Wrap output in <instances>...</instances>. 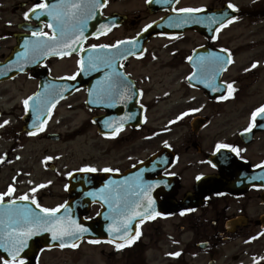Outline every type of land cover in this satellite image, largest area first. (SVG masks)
I'll return each mask as SVG.
<instances>
[{"label":"rangeland","instance_id":"374dc122","mask_svg":"<svg viewBox=\"0 0 264 264\" xmlns=\"http://www.w3.org/2000/svg\"><path fill=\"white\" fill-rule=\"evenodd\" d=\"M225 0H181L177 5L219 6ZM247 14L231 25L223 36L236 49V64L229 71L230 76L240 75V69L250 61L257 60L261 64L245 79L257 78V101L264 100V0H231ZM146 0H109L103 14L118 12L126 14V22L119 28L102 37L91 40V43L111 42L119 37L133 35L145 24L152 21L157 12H148L144 3ZM33 0H0V60L10 52L15 44L14 33L20 31L18 24L24 20V13ZM43 31L46 32L43 27ZM187 39L186 41H183ZM200 42L198 36L188 34L182 40L156 39L148 44V52L144 61H132L131 70L139 74L148 100V120L133 139L130 137L121 142L106 141L91 125L90 118L95 112H89L84 107V93L77 91L63 99L53 110L48 124L41 132L28 136L23 129L24 98L36 88V79L29 73L16 76L0 82V116H5L8 124L0 127V135L5 138L0 143V192L7 191L9 185L15 188L12 197L28 193L35 195L44 206H54L66 198L62 186L66 173L76 169L81 164H91L97 167L126 166L132 155H145L149 150L157 148V142L143 141L141 138L150 136L158 128L169 126L167 122L188 101V89L179 78L184 74V65H179V57L169 55L173 51L179 56L185 53V48ZM187 47V48H188ZM182 53V54H180ZM52 75L72 74L77 69V55L53 58L46 62ZM138 76V75H137ZM167 90V91H166ZM170 91V92H169ZM10 97V100L7 99ZM6 100V101H5ZM5 101V102H4ZM4 102V103H3ZM254 104V105H255ZM173 106H176L175 108ZM86 109V111H85ZM5 113H9L5 115ZM167 122V123H166ZM186 125H172L171 132L179 136L185 131ZM80 131V134L78 133ZM57 133L55 137L51 134ZM149 143L145 145V143ZM133 144V146H132ZM46 157H52L46 160ZM52 163L55 170L48 168ZM50 182V183H49ZM37 185L33 194L30 189ZM90 213L89 215H91ZM256 239V238H255ZM159 248L145 250L139 248L119 251L113 254L109 245L83 242L74 249L43 251L38 264H174L168 258L171 249L167 240L162 238ZM143 248V246H142ZM243 248V247H242ZM264 235H257V259L262 260L264 254ZM255 243L245 247L244 264H249L256 256L253 255ZM142 251V253H140ZM201 256L197 261L202 260ZM223 264V261H219ZM232 263V262H230ZM195 264H204L195 262Z\"/></svg>","mask_w":264,"mask_h":264},{"label":"flooded vegetation","instance_id":"af4514ba","mask_svg":"<svg viewBox=\"0 0 264 264\" xmlns=\"http://www.w3.org/2000/svg\"><path fill=\"white\" fill-rule=\"evenodd\" d=\"M199 39L200 42L192 47L193 50L212 44L202 36ZM225 44L221 39L216 42L219 47H227V42ZM184 54L186 58L181 55L178 59L179 65L185 67L184 77L196 73L195 71H202L196 63L194 70L188 62L189 53ZM144 56L145 54L130 57L121 62L123 73L128 74L127 79H131L139 90L138 103L143 111L142 122L136 127L127 124L120 128L118 134L110 135L114 141L121 142L128 137L133 139L148 120L149 107L144 90L138 84L139 74L136 75L131 70L132 61L142 62ZM250 64L249 62L239 70L242 76L228 75L230 66L219 75L218 84H233L235 91L230 96L226 84L224 91L221 89L211 95L208 90L186 82L189 98L186 104L179 106L184 108L167 121L169 126L158 128L156 133L141 138L143 141L152 138L157 142V148L142 156L132 155L134 157L126 166L115 167L119 171L114 172L120 173L158 155L156 163L139 167V171L143 181H162L153 184L150 196L155 202V211L164 215L157 216L155 212L149 211L152 218L144 217L143 222L137 224L140 235L131 244L125 243V250L137 246L144 249V252L159 248V242L165 238L171 246L169 253L180 252L179 256L172 255L174 264H221L219 261H223V264H244L245 247L255 243L253 255L256 257L249 264H264V259L257 262V235H264V187H260L264 184V166L256 167L264 162V127L260 126L264 125V118H258L257 125L250 132L243 131L248 127L252 111L259 107L255 104L257 78L245 79L254 72V69L245 71ZM33 72H30L31 76ZM202 73L205 74L203 71ZM220 96L228 98L218 99ZM263 103L264 100L258 102ZM190 109L198 111L192 112ZM184 112L188 114L177 120L176 117ZM98 114L104 113L98 111ZM172 125L187 127L176 136L175 133H170ZM96 132L100 137L109 135L104 133V129L101 133L98 127ZM164 141L168 142L167 145ZM217 143L237 147L240 155L237 156L231 149L217 152ZM198 175L201 176L200 180L196 179ZM132 185L133 181H129L127 187ZM137 191V188H131L127 193L136 197ZM186 209L193 211H185ZM100 210L101 207L95 205L89 212L96 215ZM253 237L256 239H252ZM112 247L116 249L114 244ZM201 256L203 259L197 261Z\"/></svg>","mask_w":264,"mask_h":264},{"label":"snow or ice","instance_id":"6c2138e0","mask_svg":"<svg viewBox=\"0 0 264 264\" xmlns=\"http://www.w3.org/2000/svg\"><path fill=\"white\" fill-rule=\"evenodd\" d=\"M151 3V0H148ZM157 2H161V0H157ZM166 2V0H165ZM107 3V0H55V3L49 5L47 0H42V2L34 4L32 8L28 9L24 13L25 19L29 18V14L32 13L37 19L40 18L42 14H47V16L51 17L49 21L48 27L52 28L53 31L51 35L49 33L44 32L42 30L33 31L32 35L37 37V39H29L25 38L24 41V52L17 53L18 61L19 59H23L25 63H35L41 56H48L52 54L63 55L65 50L71 51V45L73 43H80L82 39H86L84 36V29L87 26V21L92 19L95 15V9L103 7L104 4ZM229 9H236L237 5L229 3L227 5ZM175 11L180 13H197L202 12L203 8H177ZM218 17H183L181 18V23H205L207 22L209 25L217 22ZM238 19L237 16L233 15L226 21H221L219 27L216 31H219L220 28L226 26V24H230L233 21ZM169 20L172 21L173 18L169 17ZM53 21L55 23H53ZM155 23V22H153ZM173 26H179L175 22H173ZM108 26L105 24L100 25V29L93 33L94 35H100L102 31ZM151 27V25H145L143 30ZM110 30V29H109ZM139 35V33L137 34ZM216 37L214 36L213 39ZM135 38H131V40L124 41H116L115 44L112 45H90V49H112L117 50L118 46L124 45L126 43H132L133 48L135 47ZM224 52L228 53V49H224ZM134 53L131 50L125 49L123 52L121 51H113L105 57H100L94 55L91 51L89 52V57L87 63L83 58H81L78 63L80 64V69L78 71H83L87 74L89 71H96L101 66L111 69V71L105 72L104 77L97 81V85L90 90V96L93 97V103H103L105 99H117L119 102L124 103L126 100L132 99L133 95V85L130 80L127 79L128 74L119 72L115 68V60L126 58L127 55H133ZM142 54V53H141ZM188 59L191 61L193 58L190 56ZM200 62L198 67L201 68L203 72H205V77H201L202 82L208 83L210 87H212L213 91H216V85L212 83L215 80L216 74L218 71L225 70L227 65L232 63L231 54L229 53L228 58L225 59L223 56H218L215 53H210L207 56H201L199 58ZM13 66L17 67L19 71H24V67L19 62H10ZM259 62H254L252 67L255 68ZM249 69H245L248 71ZM191 78H196V75L193 74ZM71 79H75V75L71 77ZM227 89L229 90L228 95H232L235 91L233 88V84L225 82ZM64 86L61 89V92L66 88ZM47 92L42 96L41 93H34L32 96L24 99L23 103L25 106V110L27 111L30 107L29 102L34 98L37 101V111L40 110L43 106L47 105L53 98V96L59 95L56 91L55 85H45ZM142 95V92L140 93ZM227 96H220L218 99H227ZM189 111L195 112L198 109H190ZM187 112L181 113L180 116H177L176 119L179 120L182 116L187 115ZM133 115L129 114L128 116L121 118V124L116 130L112 133L113 136L118 134L120 128L123 127V121L125 119H133ZM258 118H264V105L257 107L251 113L250 122L248 127L245 128L244 132H250L254 126L257 125ZM9 121L5 120L3 125L8 124ZM107 126L111 127L110 123H107ZM3 125H0L2 127ZM35 126V124H34ZM264 127V125H260ZM38 131L43 130L42 128H38ZM35 134V133H30ZM167 145V141H164ZM170 147V145H169ZM221 149H231V151L235 152L237 156L240 155V149L237 147L226 144V143H217L216 151L219 152ZM244 159V157H240ZM46 160H51L52 157H46ZM4 157L0 156V161H3ZM215 167V165H213ZM264 166V162L260 165H256V167ZM82 171H97L94 167H85ZM103 171H119V169H110L104 168ZM144 170L142 169L141 172ZM69 176L72 173H68ZM197 180L201 179V176L196 177ZM255 179V177L253 178ZM50 183V182H49ZM129 183L126 178L123 184L127 186ZM154 183H162L160 182H146L141 178V173H137L136 177L133 181L134 186L138 189L135 193L138 198L137 202H134V207L128 209L127 201L121 203V193L119 191H113L112 185L115 184L119 187L118 182L111 181L104 186V188L99 190L100 199L104 204H107L109 208L113 209V211H118L119 207H123L129 211H131V215L124 217H113L114 223L108 225V232L110 235V239L107 241L109 243H113L117 249H121L125 247V243H117L116 234L119 233V240L125 241L127 244H131L139 235V231H137L134 235L129 237L130 229V221L137 216H143L147 218H152L149 216V211L155 212V215L160 216L164 215L163 213L155 211V202L150 196V191ZM38 187H43V185H37L30 189L31 193H35ZM67 188L68 186L65 185ZM256 187V185H253ZM260 187H264V184L260 185ZM15 192V188L12 185H9L7 191L0 192V249H3L5 256H0V264H27V255L26 249L29 247V240L36 236L38 233L49 232L52 235V239L56 241H77L83 234L90 231L88 227L79 223L74 218L67 215V202L64 204H58L56 207H45L39 204L36 201L35 195H29L25 193L24 195L17 196L14 199L12 198L13 193ZM94 195V194H90ZM8 198V199H6ZM31 201L30 204H17V201ZM35 204V207L32 206ZM118 207H115V206ZM143 207V212L137 211L135 209H139ZM66 209L65 215H60V210ZM185 211H193V209H186ZM184 213L182 212L181 215ZM99 215V214H98ZM90 219V217L88 218ZM119 221L118 224L116 221ZM143 220H141V223ZM252 239H255L254 237ZM92 243H100L99 240L90 241ZM59 247H65V243L61 242ZM77 243H71V247H77ZM51 247V245H49ZM169 255L179 256L180 252L169 253ZM264 259V257H261Z\"/></svg>","mask_w":264,"mask_h":264},{"label":"water","instance_id":"95a60500","mask_svg":"<svg viewBox=\"0 0 264 264\" xmlns=\"http://www.w3.org/2000/svg\"><path fill=\"white\" fill-rule=\"evenodd\" d=\"M55 1V0H53ZM101 3H103V0H101ZM100 8H97L95 9V15L92 19H89L87 21V26L85 27L84 29V36L87 38L91 35H94L93 33L97 32L99 29H100V25L101 24H105V25H108L110 24V18H107L105 20H102L100 18ZM225 17V16H223ZM110 19V20H109ZM51 20V17H47V22L49 23V21ZM177 20V18H176ZM106 21V22H105ZM53 23H55L53 21ZM111 27V26H110ZM190 27V26H189ZM52 31L53 29L50 28ZM174 28L172 27V30ZM104 31V30H103ZM102 31V32H103ZM85 39H82L80 41V43L76 44V43H73L71 45V48L72 50L71 51H68V50H65L64 54H70V53H73V52H76L79 45L84 41ZM22 47L24 49V42L22 44ZM25 50V49H24ZM111 49H91L90 51L95 55V54H99V53H107L109 52ZM90 51H86L84 52L81 57H80V60L81 58L84 59L85 61V64L87 63L86 60H88V57H89V52ZM56 54H52V55H48V56H54ZM48 56H41L38 60H36L35 63H25L24 60L21 58L19 59L18 61V57L14 58L12 55H10L5 63L3 64H0V80L1 79H6L8 78L9 76H12L14 75L15 73H17L19 71V69L15 66H13L12 63L10 62H19L23 65L24 67V70L28 69V68H32L33 66H35L37 63H39L40 61H42L43 59H45L46 57ZM14 60V61H12ZM81 67V66H80ZM45 76V75H44ZM43 76V77H44ZM92 74L90 75V73H87L85 74V72L83 71H79V73L77 74V77L75 79H69V78H61V79H55V78H51V77H47L46 78V81L42 82L38 91L36 93H41V95L43 96L46 92H47V89L45 88V85H55L56 86V91L58 93H60L59 95H56V96H53L52 100L47 104L45 105V108H49L50 106H52L57 100H59L60 98L68 95L69 93H71L73 90L77 89L78 87H80V81L85 78V77H91ZM45 80V79H44ZM64 86H67L66 88H64V90L61 92V89L64 87ZM91 89H93V87H91ZM92 99L93 97L90 96V93L88 95V102H92ZM33 100H36L35 98ZM30 111H32L34 109L33 106H30L29 107ZM37 109V108H36ZM31 115H35L34 114H31ZM40 121V120H39ZM80 203H81V199L79 198H75L72 200V203L70 205H67L66 208H67V215L74 218L75 220H77L79 223L85 225L86 227H88L90 229L89 232L83 234L82 237H80L77 241H79L81 238L83 237H98L97 234L95 232H97V229L95 228V222H88V221H85L83 219H81V216H80ZM82 204V203H81ZM71 206V207H70ZM65 212H66V209H61L60 211V215H65ZM108 234V233H107ZM102 236V235H101ZM107 238L109 237L106 236ZM119 237V235L117 236ZM34 238H37L38 240H40V242L45 245V246H49V245H59L61 242L65 243L66 246L68 245H71V243H76L77 241H68V240H65V241H56V240H53L52 239V235L51 233L49 232H42V233H38L36 236L32 237L28 243H31L30 241H32ZM31 246V244H29ZM0 254L2 256H5L6 257V254L4 253L3 249H0ZM35 249H31L30 252H26V255L30 256L31 258L35 256ZM31 264V263H29Z\"/></svg>","mask_w":264,"mask_h":264},{"label":"bare ground","instance_id":"6f19581e","mask_svg":"<svg viewBox=\"0 0 264 264\" xmlns=\"http://www.w3.org/2000/svg\"><path fill=\"white\" fill-rule=\"evenodd\" d=\"M1 93H3L2 90H0V94H1ZM7 100L9 101V100H10V97H9ZM5 101H6V100H5ZM5 101H4V102H5ZM4 102H3V103H4ZM7 114H9V113H5V115H7ZM4 117H5V116H0V122H2V120L4 119ZM4 140H5V138H4L3 136L0 135V143H1L2 141H4Z\"/></svg>","mask_w":264,"mask_h":264}]
</instances>
